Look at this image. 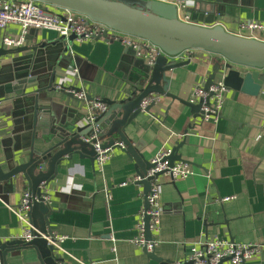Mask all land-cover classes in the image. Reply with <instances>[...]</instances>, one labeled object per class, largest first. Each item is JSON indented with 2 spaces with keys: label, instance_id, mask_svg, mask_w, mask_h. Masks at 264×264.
Returning <instances> with one entry per match:
<instances>
[{
  "label": "crops",
  "instance_id": "obj_1",
  "mask_svg": "<svg viewBox=\"0 0 264 264\" xmlns=\"http://www.w3.org/2000/svg\"><path fill=\"white\" fill-rule=\"evenodd\" d=\"M190 2L192 24L221 25L234 34L246 22L264 25V0ZM5 33L17 36L20 31L14 27L0 31V49ZM261 36L264 40V32ZM59 42L67 43V53L44 48ZM26 47L27 52L0 61V161L5 169L9 159L16 164L27 160L34 132L32 109L23 105L10 85L7 67L13 61L35 56V70L42 73L58 66L53 88L40 95L44 113L33 142L38 152L59 141L50 131V120L73 134L91 125L88 116L93 101L68 97L57 89L58 84L79 88L94 101L117 104L133 98L146 71L144 57L110 37L80 44L56 32L35 31L29 33ZM36 47L40 49L34 53ZM186 62L167 73V79L171 94L191 101L195 90L204 88L213 67L223 62L204 52L176 59L177 64ZM47 85L45 76L38 86ZM156 98L151 114L142 113L126 128L127 139L149 162L185 141L180 153L195 173L174 181L168 174L158 178L163 213L155 253L163 263L150 260L134 243L145 210L144 187L137 183L121 186L138 175L129 154L115 149L102 171L88 158L76 155L66 160L48 187V205L53 211L50 229L54 236L68 238L63 246L73 256L64 255L65 264H175L185 260L193 245L215 237L253 246L258 253L246 264H264V94L257 101L228 90L220 116L204 120L194 119L190 109L178 101ZM106 105L107 111L96 121L109 111ZM115 139L119 141L118 136ZM25 193L28 186L21 177L0 184V242L23 240L27 226L15 211ZM230 197L236 198L223 201ZM7 260L8 264H43L34 249H21L18 256L9 254Z\"/></svg>",
  "mask_w": 264,
  "mask_h": 264
},
{
  "label": "water",
  "instance_id": "obj_2",
  "mask_svg": "<svg viewBox=\"0 0 264 264\" xmlns=\"http://www.w3.org/2000/svg\"><path fill=\"white\" fill-rule=\"evenodd\" d=\"M35 1L84 16L89 21L88 25L90 23L100 24L119 34L148 41L159 48L163 54L157 56L151 66L146 65V71L138 84L139 89L134 92L131 100L117 104L106 102L110 106L109 111L95 123L79 130V134H73L68 129L57 128L54 122L50 120V131L59 141L45 152L35 151L33 143L36 130L44 113V108L40 105L42 100L40 95L53 88L58 74V66L48 68L45 73L35 70V56H30L24 61H13L8 65L10 85L14 89L13 93L19 100H23L22 103L25 107L32 109V131L34 132L30 146L31 152L26 161L16 164L14 159H9L7 160L6 169L0 161V184L19 177L22 178L24 183L27 184L28 193L33 199L28 214L30 222L45 238L37 235L30 242L24 240L0 242V264H8V255L18 256L21 249L36 250L38 258L43 264H57L56 249L48 240L53 241L54 238L49 221L53 211L44 199L47 194L42 186L49 187L51 183L56 181L59 166L66 160L71 161L76 155L80 159L88 158L95 163L97 155L94 144H96V141L92 143L85 142L93 135L98 133L103 150L120 149L129 154L135 161L136 173L142 179L137 185L144 187L145 210L149 209L147 197L152 191L153 182L168 173L173 179L170 169L174 168L177 163L191 164L184 160L180 153L185 141L177 143L172 149V154L161 162L162 164L167 163L169 170L157 173L153 178L146 179L148 173L154 170L156 165L139 154L138 148L132 146L125 134L126 128L138 116L142 113L151 114L152 109L158 102L153 101L143 110L142 103L145 99L160 96L178 101L190 109L191 116L194 119L204 120L209 115L206 114V110L212 108L211 99L214 94L211 92V88L218 79L222 78L224 87L227 90L254 97L257 101H260L264 94V41L238 36L227 31L221 25L210 27L184 22L180 18L178 7L172 2L159 0ZM189 15L192 14L189 13ZM101 39L108 41V33L105 32L96 37V40ZM71 40H75V37H71ZM44 48L53 53H67L68 45L66 42H59L49 47L44 46ZM39 49V47L32 48V51L37 53ZM28 50L27 47L17 50L0 49V61L2 57L27 52ZM192 52H204L220 58L223 62L213 67L204 85L203 89L209 94L208 97L202 98L196 103L182 100L171 94L169 92L170 81L167 79V73L189 63L177 64L176 59ZM63 58L65 59L64 56ZM45 76H48V85L38 86ZM68 90L72 92H68ZM62 92L68 97L74 98L81 91L76 87L63 86ZM30 97L32 98L31 103ZM86 100L94 101L88 96H86ZM105 122H107V125H103ZM103 131L104 134H102ZM115 136H118L119 141H116ZM44 140L48 143V138ZM144 223L146 240L153 241L149 216H145ZM143 252L150 260L163 263V260L156 256L155 249L150 252L147 247H144Z\"/></svg>",
  "mask_w": 264,
  "mask_h": 264
},
{
  "label": "built area",
  "instance_id": "obj_3",
  "mask_svg": "<svg viewBox=\"0 0 264 264\" xmlns=\"http://www.w3.org/2000/svg\"><path fill=\"white\" fill-rule=\"evenodd\" d=\"M173 1L174 0H172V3H174L179 9L180 18L184 22L192 23V15H189V13H191L190 10H192L193 3H191L190 0ZM88 22V19L84 16L43 4L35 0H0V31L7 32L11 27L18 28L20 31V34L17 36L9 35L8 33L2 35L1 43L5 50H17L26 47L30 32L45 30L56 32L61 38L67 40L71 37H75V41L80 44L94 43L97 36L107 32L108 37H110L111 40L120 41L127 48L133 49L140 57H144L145 62L150 66L153 64V61L157 56L163 54L159 48L155 47L148 41L119 34L100 24L90 23L88 25ZM263 32V24L246 22L241 24L235 34L246 38L264 41L261 36V33ZM63 86H65L64 83H60L58 84L57 89L62 90ZM227 91L228 90L224 87L223 81H216L215 85L211 88V92L214 94L211 99L212 108L206 110V114L209 115H207L205 119L218 118L220 116ZM68 92L72 91L68 90ZM208 95L209 94L206 93L203 88H197L192 95L191 102L196 103L202 98H207ZM76 96L81 100H86V95L83 92H80ZM153 101H158V99L153 96L145 99L142 103V109L144 110ZM92 104L93 106L88 116V121L91 124L95 123L98 116L105 113L108 109L107 105L101 101H93ZM2 121V116L0 114V125L2 124ZM93 141H96V144H94V149L97 155L95 162L96 170L102 171L115 150H103L101 147L102 143L99 141L98 133L85 140L87 143H92ZM171 154L172 149L163 150L158 153L152 160V164H155L156 168L148 173L146 179L153 178L155 174L169 170L167 163L162 164L161 162ZM170 173L174 180L185 179L195 174L192 167L184 163H177L174 168L170 169ZM168 175L170 174L168 173ZM141 180L140 177L136 176L131 180L122 183L121 186L125 187L129 184L138 183ZM42 189L47 194L44 199L49 203V194L47 192L48 187L43 185ZM235 198L236 197L225 198L223 201L227 202L234 200ZM147 201L149 209L144 210L141 214L138 223L139 235L134 243L141 248L147 247L148 251L151 252L155 249L156 240L161 231V218L163 213L161 187L158 183V179L153 182L152 191L147 197ZM32 202V196L29 193H25L20 205L15 211L19 220L27 226L23 236L25 242H30L36 238L37 235H41L31 224L28 216ZM145 216L150 217V230L153 241L146 240L144 223ZM67 239L68 238L65 236H54L53 241L48 239L56 249L55 257L58 259L57 264H65L63 258L64 255L73 257L64 249L63 245ZM257 253L256 248L253 246L237 245L220 237H215L205 243L193 245L185 260L176 262L175 264H245L250 261L254 255H257Z\"/></svg>",
  "mask_w": 264,
  "mask_h": 264
}]
</instances>
